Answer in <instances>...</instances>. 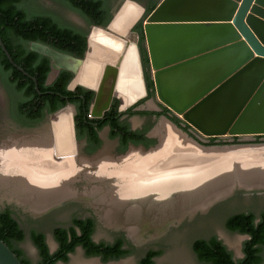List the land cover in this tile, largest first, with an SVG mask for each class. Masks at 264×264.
I'll use <instances>...</instances> for the list:
<instances>
[{"label": "water", "instance_id": "95a60500", "mask_svg": "<svg viewBox=\"0 0 264 264\" xmlns=\"http://www.w3.org/2000/svg\"><path fill=\"white\" fill-rule=\"evenodd\" d=\"M120 2L107 26H92L83 59H73L40 43L29 45V50L50 59L47 85L60 70H67L74 75L68 90L81 86L94 91L95 99L90 107L94 118L103 115L114 97L121 102V110L146 97L137 47L138 34L133 31L145 9L134 0ZM126 2L137 7L140 15L124 33L111 35V23ZM142 27L155 97L181 120L182 127L189 126L192 133L204 138L264 135V0H160L144 18ZM92 31L103 34L111 43L117 42L119 49L102 44L100 54H95L98 57L94 64L96 74L91 86H87L76 80L84 74L85 60L91 52L89 40ZM128 37H133L134 41L128 43ZM0 48L9 63L33 81L40 95L36 79L13 62L1 39ZM129 51L135 58L140 86L139 92H132L131 98L118 86L120 70ZM61 112L70 116V143L75 147L74 108L66 105L53 113L50 119ZM160 119L167 120L201 148H224L206 147L188 137L165 116ZM0 264H22L2 240Z\"/></svg>", "mask_w": 264, "mask_h": 264}, {"label": "bare ground", "instance_id": "6f19581e", "mask_svg": "<svg viewBox=\"0 0 264 264\" xmlns=\"http://www.w3.org/2000/svg\"><path fill=\"white\" fill-rule=\"evenodd\" d=\"M125 5L135 7L128 2ZM115 23L116 17L110 29ZM128 27L119 34L110 29L109 32L120 35ZM97 35L105 37L97 31L91 32V52L86 57L83 76L79 75L81 79L76 80L87 86L93 82L96 74L94 64L98 61L92 50L103 46L92 42V37ZM128 55L120 70L118 86L131 98L132 92H139L140 86L134 55L131 51ZM162 120L153 132L162 143L150 152L130 151L114 161L102 151L99 159L87 160L76 156V146L70 143V116L61 112L50 119L55 152L51 136L45 139L40 134L19 135L0 145V186L11 187L18 202L26 204L35 213L65 198L82 197L102 210L101 218L106 225L122 226L137 238L153 237L164 223L185 213L205 209L236 185L264 187V158H258L264 153V148H214L229 150V153L207 155L200 149L213 148L195 145L167 120ZM17 140L21 143L13 144ZM78 162L81 168L94 169L93 174L87 173L88 180L107 181V186L73 192L68 185L78 176H75ZM115 190L118 191L117 196L107 199V195Z\"/></svg>", "mask_w": 264, "mask_h": 264}, {"label": "trees", "instance_id": "16d2710c", "mask_svg": "<svg viewBox=\"0 0 264 264\" xmlns=\"http://www.w3.org/2000/svg\"><path fill=\"white\" fill-rule=\"evenodd\" d=\"M56 1L79 14L90 26L105 27L112 17L106 0ZM134 1L143 5L147 14L160 2V0ZM137 32L142 40L143 30L140 26ZM0 39L13 62L29 76L36 79L41 93L39 95L36 92L32 80L9 63L0 48V80L11 94L10 112L18 122L30 126L41 121L45 113L52 114L67 104H75V101L71 98L75 92L67 89L72 79V73L61 70L56 79L47 85L50 59L29 50V44L40 43L57 52L82 59L87 47V33L62 24L55 16L37 13L28 9L23 4V0H0ZM142 53L147 66V54L144 50ZM148 81L151 88L153 84L149 78ZM76 91L82 92L87 103L89 102L91 92H84L81 88H77ZM116 110L117 105H114L106 115L115 116ZM141 114L146 115L147 112ZM161 114L180 129L186 131L179 120L169 116L167 110H163ZM75 120L76 126L82 128L84 125L83 119H78L77 116ZM110 130L112 133L111 138L129 131L128 126L120 124L116 120L111 123ZM213 140H210V145L214 144ZM253 220L252 215L241 214L227 221V227L232 231L250 236V239L244 244L243 259L234 262L226 248L213 238L209 242L197 241L194 243L193 251L198 261L202 264H261V246H264V214L257 224ZM73 225L74 227L68 231L59 229L55 232V239L59 248L53 254H50L43 234L34 231L30 233L29 237L38 251V264H55L57 261L66 263L68 254H71L77 246L84 250L86 256L100 257L103 262L119 260L130 253L129 250L121 248V240L111 246H103L92 242V220H74ZM24 237V232L11 217V212L6 209L0 213V240L7 245L22 264H30L22 250L16 245ZM255 245L257 247H254ZM159 254L158 251H149L139 261V264H155L153 259Z\"/></svg>", "mask_w": 264, "mask_h": 264}, {"label": "flooded vegetation", "instance_id": "af4514ba", "mask_svg": "<svg viewBox=\"0 0 264 264\" xmlns=\"http://www.w3.org/2000/svg\"><path fill=\"white\" fill-rule=\"evenodd\" d=\"M120 5H121L120 0H116L113 4L108 3L109 12H110L111 16H113L112 15L113 10L115 8L118 9L120 7ZM126 7L128 8V5L123 6V10H126L127 9ZM144 9H145V7H144ZM127 11H129V12L123 16V17H125V19H123V20L121 19V17H119V16H121V13L119 14V16L118 15L116 16V23H115V25L112 26L110 31L114 30L116 28V26H118V25L121 27L123 26L121 30L117 31V33L119 34L120 31H122L126 26H130L131 22L134 20V18L140 12V10L137 7H129L127 9ZM45 14H49V15L54 16L51 13H45ZM147 15L148 14L146 13V10H145V12L142 16V19L133 28V31L135 33L138 34L137 29L139 28V26L143 30V27H142L143 21ZM111 19H112V17H111ZM84 21L87 23L86 20H84ZM122 21L125 23L120 24V22H122ZM68 26H71V25H68ZM71 27H73V26H71ZM89 27L92 28V26H90V25H89ZM73 28L76 30H79L76 27H73ZM79 31H82V30H79ZM82 32H85V31H82ZM85 33H87V32H85ZM126 41L133 42L134 38L128 37V39ZM137 47H138V51H139V55H140V63H141V68H142L144 85H145V89H146V97L143 98L142 100L138 101L137 103H135L131 107H128L124 110H121V102L119 101V99L114 97V98H112V100L110 102L109 108L103 113V115L100 118H94L90 114V107L93 104L94 99H95L94 91L83 88L81 86H76L73 90H69V91L75 92V94L73 96H71V98L75 101V104H67V105H71L74 108V115H73L74 135H75V141H76V156H78V159H87V160H91L93 158L99 159L101 157V153L107 152L106 154L108 155V158H111L112 160L116 161L117 158H122V157L126 156L130 151H139V153L145 154L148 152L144 153L142 151H148L149 149H152V148L155 149L159 145V143H160L159 137L153 132L155 131V129L158 127V125L160 124V122L162 120V119H160V117L164 116L161 114L162 111L167 110V109L165 107H163L157 101V99L155 97L154 85L151 88L148 85L149 84L148 78H149V80H151L152 84H153V81L151 79L149 59H147L148 65L146 66V64H145L146 61H145V59L143 57V53H142L144 50L147 54L146 45H145V41H144V35H143V39L141 40L140 36L138 34ZM69 56H71V55H69ZM71 57L73 59H79V58H76L73 56H71ZM83 58H84V56H83ZM147 58H148V54H147ZM65 71H67V70H65ZM73 77H74V75L72 74V79H73ZM72 79H71V81H72ZM46 84H47V80H46ZM77 88H81L82 91H84V92L85 91L91 92V96H90L91 98H90L88 103H87L85 96L82 94V92L76 91ZM67 89H68V86H67ZM114 105H117V110H116L115 116L106 115V113H108ZM87 107H88V109H86ZM60 109H58V110H60ZM142 112H147V114L143 115V114H141ZM167 113L169 114L170 117H172L176 120H179L181 125H182L181 120L178 119L176 116L172 115L169 110H167ZM52 114H46L45 113L41 121L31 124L30 126H28V129H34V127L36 125L40 124L42 121L47 119L49 122V125H48L49 131L47 133L48 135L44 134V133H43V135L42 134H40V135L38 134V135L41 136L42 138H45V139H47L48 137L51 136L52 150H53V152H55V150H54L55 149L54 148V138H53V135L51 133V126H50V116ZM77 116H78V119H83L84 125L82 128H78V126H76L75 118ZM115 120L120 124H124V125L128 126L129 131L127 133H120V134L116 133L117 135L114 138H111L110 136L112 133L110 130V125ZM183 128H186V131H184V132L188 134V137L197 141L200 144H203L206 147H225V146L241 147V146H252V145L264 144V135L255 136V137H251V138L250 137L247 138V137H243V136L225 137V138L224 137L204 138L201 135L192 133L190 131L189 126H185ZM94 135H95V137H94ZM211 139H214L212 141V142H214L213 145L209 144ZM107 143L111 144L109 148L105 147ZM123 148H124V150H123ZM218 149H223V148H218ZM111 153H112V155H116V156H120V155H124V154L125 155L120 156V157H115V156L110 155ZM78 166H79V162H78L77 168H76L77 174L75 175V176H77V175L78 176L75 177L74 182H72L71 184L68 185L70 189H73V191H74L73 184L75 183V181L78 179L79 176H81L82 174L88 175L89 173H93V171H94V169H90V171L86 172V170H88L87 167L81 168V166H79V167ZM86 179H87V177H86ZM88 181H90V180H88ZM91 182H93V181H91ZM98 184H101V185L105 184V186H107L106 184H108V182L105 181L103 183H98ZM68 203L69 204L70 203H74V204L76 203L78 206L83 205V204L84 205L87 204L91 209L88 211H78L75 215L74 214L70 215V213H69L68 219L63 220L61 218L60 219L55 218L54 221L49 223V227L51 229L50 239H52L54 246H55L54 251H52L50 249V246H49V241H48L47 235H45L40 230L37 222L39 221V218H41V217L43 218L47 214L49 215L53 212L60 210L61 208H64V206L67 205ZM23 205H25V204H23ZM25 206H27V205H25ZM92 206L93 205H91L89 203V201H84V199L82 197H68V198H65V199L53 204V206L51 205V206L47 207L46 210L44 209L43 211L38 212V213H35L34 211H32L28 206H27L28 210H24L21 208V210H19L20 212L17 209H13L11 207H6L2 211H0V213L5 211L6 209H8L11 212V217L18 223L20 229L24 232V234H25L24 239L16 244L19 249H21V244L25 240H29L33 244L29 235L31 232L34 231L35 233H39V234L44 235L45 244L47 245L49 252L52 251V252H50V254H53L59 248V245L55 239V232L59 229H63L65 231H68L70 228H73L74 227V225H73L74 220H79V221L92 220L93 221V231L91 234V240L95 244H99V245H103V246H111V245H114L118 240H121L122 241L121 248L124 250H129V251H131V248L134 246H135V248H137L143 244L148 245V240H146V239L143 241L140 239L138 240L137 237L134 239L130 235V233H128V231H126V229L122 226H115L114 227V226L106 225L105 222L101 218V209L93 206V208L99 210L100 216H98L93 211ZM16 207L20 208L19 206H16ZM80 207H82V206H80ZM214 214H220V216H222V218L224 219V222H223L224 233L216 232L215 234H210V235H206L205 237H199V238L194 239L192 242V245H191L192 251H193V245L195 242H197V241L209 242L211 239L214 238L215 240L219 241L226 248V250L231 254V258L234 262H237V261L243 259V257H244V254H243L244 244L246 241H248L250 239V236L248 234H243V233H238L236 231H232L231 229H229L227 227V221L230 218H233L234 216H237V215H241V214L248 215V214H250L254 218L253 222L255 224H257L259 222V220L261 219L262 215L264 214V187H262V188L261 187L260 188H245V187L241 188L238 185H236L227 195L212 201L211 204H209L205 209L196 210L192 213H185V214L181 215L179 217V219L173 220L172 223L171 222L167 223L165 226L167 229L173 224L174 225H180L182 223L190 222L191 220H193L195 218L196 215H198V216H208V215L212 216ZM23 216L25 217V219L30 220V225L28 227H25ZM26 216L28 218H26ZM64 221H66V222H64ZM98 223H103V225H105L106 228L108 227V228L112 229V230L109 229V230H111V232H106V234L103 235V240H95V238H94L95 234L97 233L98 228H99ZM120 227H121V229H118ZM226 234H228V235L232 236L234 239H236L235 243H238V242L240 243V246H239L240 254H239V256L235 254L234 250H232L230 242H228L227 238L225 237ZM254 247H257V246L255 245ZM77 250H81L84 253V255L86 256L84 250L80 246H77L71 254H73ZM134 250H137V249H134ZM149 251L160 252V250H158L157 248H155L151 245H148L147 247L144 246L141 248V251H139V257H138L139 261ZM22 252L24 254L23 250H22ZM135 252H138V251H135ZM193 253H194V251H193ZM71 254H68V261L67 262L70 261L69 255H71ZM260 254L262 256V263L261 264H263L264 263V246H261V253ZM159 255L153 259L155 264H159L157 262V258L159 257ZM194 255H195V253H194ZM24 256L27 258V256L25 254H24ZM127 256H125V257H127ZM86 257H88V256H86ZM125 257H123V258H125ZM93 258H96L98 261H100L104 264H109L111 262H115V261H119V260L123 259V258H121L119 260H109L107 262H103L100 257H93ZM139 261H138V263H139ZM57 262H55V264H57Z\"/></svg>", "mask_w": 264, "mask_h": 264}, {"label": "rangeland", "instance_id": "374dc122", "mask_svg": "<svg viewBox=\"0 0 264 264\" xmlns=\"http://www.w3.org/2000/svg\"><path fill=\"white\" fill-rule=\"evenodd\" d=\"M108 3L113 4L116 0H106ZM23 4L30 10H33L37 13H51L56 18L60 20V22L64 25H71L73 27H76L79 30L87 32L89 35L91 28L89 25L81 18L79 14L72 11L62 3L56 1V0H23ZM124 6V5H123ZM130 6H128L129 8ZM127 8V9H128ZM123 10V7L120 11L121 19H125L123 17L126 13L129 11ZM121 21V20H120ZM125 22H120V24H123ZM123 27V26H122ZM121 26H116L113 32H117L122 29ZM92 42L96 43L98 45L105 44L106 46L115 49H119V44L117 42H109L108 38H105L101 35L93 36ZM111 41V40H110ZM111 43V44H110ZM96 52L100 54V49L96 48L92 50L93 56H95ZM98 59V58H97ZM11 94L8 91V89L2 84L0 80V145L4 142L8 143L14 139V137H18L19 135H38V134H47L49 131V122L48 120L42 121L40 124L36 125L34 129H28L27 125L21 124L18 122L11 114L10 112V103H11ZM136 121V120H135ZM164 121V120H162ZM137 122V121H136ZM160 140V139H159ZM163 140V138L161 139ZM167 143V141H165ZM21 143L20 140H17L13 142V144H19ZM160 142L159 144H161ZM111 144L107 143L105 147L109 148ZM159 146V145H158ZM17 147V146H16ZM242 148L246 147H262L264 148V144L261 145H252V146H241ZM232 148V147H227ZM235 148V147H233ZM201 151H206L205 154H217V155H224L229 153V150H214V149H200ZM204 154V153H203ZM112 155V153L110 154ZM115 157H118L116 155H112ZM259 159L264 158V153H261L258 156ZM201 162V161H200ZM236 162V161H235ZM87 172L89 170H86ZM94 172V171H93ZM93 174V173H91ZM87 175L82 174L78 177V179L73 184L74 191L73 192H84L86 190H89L93 187H99L104 188L105 184H98L97 181L91 180L88 181L86 179ZM95 182V183H94ZM97 182V183H96ZM103 183V182H102ZM76 190V191H75ZM118 194V191L115 190L107 195V199H111L113 197H116ZM17 195V194H16ZM13 193V190L11 187H2L0 186V211H2L6 207H11L13 209H17L18 211L22 209L28 210L27 206L23 205V203L20 204L18 202V197ZM263 201V200H262ZM53 205V204H52ZM19 206L20 208L16 207ZM82 206V207H80ZM78 206L76 203H68L64 206V208H61L60 210L53 212L51 214H47L43 218H39L38 226L40 230L47 235L49 246L52 251H54L55 246L50 239L51 237V229L49 227V223L54 221V219H63L66 220L70 215L76 214L78 211H88L91 208L86 205H80ZM93 211L96 215L100 216L99 210L93 208ZM102 211V210H101ZM20 212V211H19ZM24 217V216H23ZM26 218H28L26 216ZM100 218V217H99ZM100 220V219H99ZM66 222V221H64ZM101 222V221H100ZM223 222L224 219L220 214H214L212 216H198L196 215L193 220L190 222L182 223L180 225H171L169 228L166 229V226L163 225L160 227L159 233L152 236H145V237H139L138 240H148V245H151L158 250H160V255L157 258V262L159 264H202L198 261L196 256L194 255L191 245L194 239L199 237H205L206 235L215 234L218 233H224L223 228ZM24 223L25 227H28L30 225V220L25 219L24 217ZM99 228L97 233L95 234V240H103V235L106 234V232H111V228H106L103 223H98ZM111 229V230H109ZM118 229H121L118 228ZM127 231V230H126ZM134 239L135 236H132ZM225 237L227 238V241L230 242L232 250H234L235 254L239 256V246L240 243H235L236 239H234L232 236L226 234ZM148 245H140L139 247L135 248L132 247L130 254L115 262H111L109 264H139V251H141V248ZM21 249L24 251V254L27 256L28 260L31 264H38L39 262V255L36 247L29 241L25 240L21 244ZM137 249V250H134ZM138 251V252H135ZM60 264H104L100 261H98L96 258L93 257H86L84 253L81 250H77L73 254L70 255V261L67 263H60ZM264 264V263H263Z\"/></svg>", "mask_w": 264, "mask_h": 264}]
</instances>
